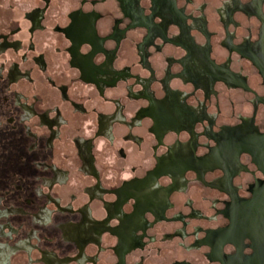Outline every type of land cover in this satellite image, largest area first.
I'll return each instance as SVG.
<instances>
[{
	"label": "flooded vegetation",
	"instance_id": "af4514ba",
	"mask_svg": "<svg viewBox=\"0 0 264 264\" xmlns=\"http://www.w3.org/2000/svg\"><path fill=\"white\" fill-rule=\"evenodd\" d=\"M0 264H264V0H0Z\"/></svg>",
	"mask_w": 264,
	"mask_h": 264
}]
</instances>
